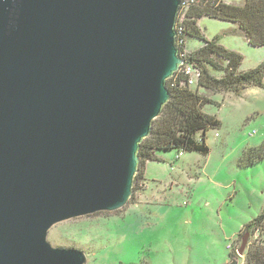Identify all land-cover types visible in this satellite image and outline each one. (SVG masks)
Wrapping results in <instances>:
<instances>
[{
	"label": "water",
	"instance_id": "1",
	"mask_svg": "<svg viewBox=\"0 0 264 264\" xmlns=\"http://www.w3.org/2000/svg\"><path fill=\"white\" fill-rule=\"evenodd\" d=\"M182 0H0V264H86L58 224L122 210L183 64ZM251 238L242 237L240 264Z\"/></svg>",
	"mask_w": 264,
	"mask_h": 264
},
{
	"label": "rangeland",
	"instance_id": "2",
	"mask_svg": "<svg viewBox=\"0 0 264 264\" xmlns=\"http://www.w3.org/2000/svg\"><path fill=\"white\" fill-rule=\"evenodd\" d=\"M234 2L242 4V0ZM199 26L207 39L219 36L221 46L244 58L242 71L258 67L264 60V47L252 48L243 36L229 34L233 25L202 19ZM213 99L218 105L207 106L204 112L217 117L223 126L208 135L207 157L183 154L172 168L151 164L146 187L133 192L122 210L58 224L50 230L48 242L53 247L83 250L86 264H225L227 245L264 209V161L250 168L238 166L247 146L264 141V89H248L243 97L217 94ZM167 157L166 163L175 159L173 153ZM183 163L195 165L188 171ZM197 163H211L210 177L197 169ZM219 167L227 176L217 174ZM209 211L216 212L220 221L224 218V225L203 222L211 220ZM194 219L198 220L196 236L191 234ZM206 242L211 252L201 247ZM241 244L238 242V249ZM192 251L208 256L209 262H188ZM245 256L240 264L245 263Z\"/></svg>",
	"mask_w": 264,
	"mask_h": 264
},
{
	"label": "trees",
	"instance_id": "3",
	"mask_svg": "<svg viewBox=\"0 0 264 264\" xmlns=\"http://www.w3.org/2000/svg\"><path fill=\"white\" fill-rule=\"evenodd\" d=\"M180 12L177 47L180 55H185L181 57L184 65L198 71L199 79L195 86H190L188 77L181 71L167 81L171 99L154 121L150 136L141 144L134 193L146 187L148 163L165 164L168 154L173 153L175 159L167 163L172 168L183 154L209 155L208 134L223 126L217 117L204 112L205 107L218 105L214 95L240 97L248 89H264V60L258 67L242 71L244 58L221 46L219 36L207 39L199 26L202 19L235 25L252 48L264 47V0H242V4L234 0H182ZM189 42H196L199 47L190 48ZM263 161L264 141L259 146L246 147L238 166L250 168ZM246 232H251V238L244 264H264V209L238 233L231 258L237 255V244Z\"/></svg>",
	"mask_w": 264,
	"mask_h": 264
},
{
	"label": "crops",
	"instance_id": "4",
	"mask_svg": "<svg viewBox=\"0 0 264 264\" xmlns=\"http://www.w3.org/2000/svg\"><path fill=\"white\" fill-rule=\"evenodd\" d=\"M230 35H240V36H243L240 32H239V28L237 27V26H235V25H233L231 28H230V33H229ZM244 37V36H243ZM244 39L246 40V42L248 43V41H247V39L244 37ZM198 44V43H197ZM249 44V43H248ZM250 46V45H249ZM189 47L190 48H193V49H196V48H198L199 47V44L196 46V48L195 47H192L190 44H189ZM232 51V50H231ZM252 89V88H251ZM247 91V90H246ZM244 94V93H243ZM243 94L240 96V97H243ZM210 134V133H209ZM208 134V135H209ZM249 136V135H248ZM250 138H252V137H250ZM206 144H207V140H206ZM247 147H249V146H247ZM167 159H168V157H167ZM151 164H157V165H163V164H161V163H148L147 165H146V167H145V177H146V180H147V183H148V169H149V166L151 165ZM164 165H167V163H165ZM195 165V163H183V168L185 169V170H188V171H191V169H192V167ZM170 166V165H169ZM210 166H211V163H204V165L203 164H201V163H197V169H203V172H204V174H205V176L207 177V176H209L210 177V175H211V172H209V170H210ZM212 167V166H211ZM170 168H171V166H170ZM225 173V176H227V172H224V171H222V167H219V169L217 170V174H224ZM217 174H215L214 176H216ZM147 185V184H146ZM227 187H229V186H227ZM200 210L201 211H203L204 209L203 208H200ZM197 215H196V213L195 212H193L192 213V217L194 218V217H196ZM209 216H210V218H211V220L210 221H206V220H203V222H211L212 223V226H217L218 224H223L224 225V218H222V220L220 221V216H217L216 215V212H212V211H209ZM198 220H191V222H190V224H191V226H192V231H191V234L193 235V236H196V235H198L199 233H198V229H197V227L195 226V223L197 222ZM199 221H202V220H199ZM245 225V224H244ZM243 225V226H244ZM243 229V227L235 234V236L233 237V240H232V242H234V240H236V238H237V235H238V233L241 231ZM218 232V231H217ZM201 245V247H203V249L205 248L208 252H211V247L207 244V242H206V245H202V244H200ZM226 249L228 250V253H229V256H228V260L226 261V263L225 264H227L230 260H231V257H230V254H231V252H232V250H233V243L232 244H230V245H227V247H226ZM189 258H188V262L189 261H196V259H199V261L201 262H209V257L208 256H205V257H202V255L201 254H196L195 253V251H192L191 252V254L188 256Z\"/></svg>",
	"mask_w": 264,
	"mask_h": 264
},
{
	"label": "built area",
	"instance_id": "5",
	"mask_svg": "<svg viewBox=\"0 0 264 264\" xmlns=\"http://www.w3.org/2000/svg\"><path fill=\"white\" fill-rule=\"evenodd\" d=\"M181 13V12H180ZM180 16V15H179ZM179 21V20H178ZM177 27V26H176ZM177 31V29H176ZM180 57H185V55H180ZM182 59V58H181ZM183 61V59H182ZM183 72L187 77H188V81L187 83L190 85V86H195L196 83L198 82V79H199V72L194 70L192 67L190 66H185L184 65V61H183V64L181 65L180 69L178 72ZM255 133H251L250 136H254ZM259 236V234H258Z\"/></svg>",
	"mask_w": 264,
	"mask_h": 264
}]
</instances>
